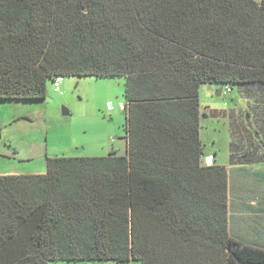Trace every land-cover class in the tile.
Instances as JSON below:
<instances>
[{
	"label": "trees",
	"instance_id": "16d2710c",
	"mask_svg": "<svg viewBox=\"0 0 264 264\" xmlns=\"http://www.w3.org/2000/svg\"><path fill=\"white\" fill-rule=\"evenodd\" d=\"M59 77L125 79L127 155L0 175V264H264L200 139L202 86L264 85V0H0V101Z\"/></svg>",
	"mask_w": 264,
	"mask_h": 264
},
{
	"label": "rangeland",
	"instance_id": "374dc122",
	"mask_svg": "<svg viewBox=\"0 0 264 264\" xmlns=\"http://www.w3.org/2000/svg\"><path fill=\"white\" fill-rule=\"evenodd\" d=\"M220 89L222 96L218 95ZM233 89L228 93L226 88L204 85L200 91L202 108L236 113L246 110L247 102L239 97V88ZM121 105H125L124 80L98 77L63 78L60 93L50 83L45 101H0V175L46 174L48 157L98 158L113 151L124 154L126 117ZM202 126L207 151L218 153V160H224L229 150V122L224 117L203 118ZM260 169L263 177L258 181L264 195V166ZM230 175L233 185L242 189V181H235L233 172ZM231 195L233 199V187Z\"/></svg>",
	"mask_w": 264,
	"mask_h": 264
},
{
	"label": "crops",
	"instance_id": "0c3cea01",
	"mask_svg": "<svg viewBox=\"0 0 264 264\" xmlns=\"http://www.w3.org/2000/svg\"><path fill=\"white\" fill-rule=\"evenodd\" d=\"M122 79L124 80L125 98V79ZM214 86L229 88L224 85ZM237 88H239V97L247 102V109H242L239 113L236 111L222 112V117L229 122L230 132L228 157H225L224 160H218V153L208 152L205 143L202 141L203 118H210L209 111L213 109H203L201 105L200 139L204 147L201 161L203 167L220 166L225 167L228 172L229 233L231 237L244 245L264 250V195L262 183L258 181L259 178L263 177V170L260 167L264 166V85L256 84ZM230 89V93L234 92L233 88ZM125 105H127L126 99ZM124 112L126 117L124 126L126 133L125 153L120 154L113 151L107 157L127 155V106ZM209 158L211 159L210 165L207 164ZM231 172L234 174L233 179L235 181H237L236 178L239 182L242 181V189H237L235 184L233 185L230 178Z\"/></svg>",
	"mask_w": 264,
	"mask_h": 264
},
{
	"label": "built area",
	"instance_id": "2783aa9c",
	"mask_svg": "<svg viewBox=\"0 0 264 264\" xmlns=\"http://www.w3.org/2000/svg\"><path fill=\"white\" fill-rule=\"evenodd\" d=\"M62 83H63V78H61V77L56 78L54 80V82H53V88H54V91L56 93H60L61 92ZM227 92L230 93L231 92V89L230 88H227ZM121 108L122 109H125V105H121Z\"/></svg>",
	"mask_w": 264,
	"mask_h": 264
},
{
	"label": "water",
	"instance_id": "95a60500",
	"mask_svg": "<svg viewBox=\"0 0 264 264\" xmlns=\"http://www.w3.org/2000/svg\"><path fill=\"white\" fill-rule=\"evenodd\" d=\"M222 91H223L222 89L219 90V93H218L219 96L222 95ZM65 114H67V113H65ZM0 139H1V131H0ZM207 164H208V165L211 164V159H210V158L207 160Z\"/></svg>",
	"mask_w": 264,
	"mask_h": 264
}]
</instances>
